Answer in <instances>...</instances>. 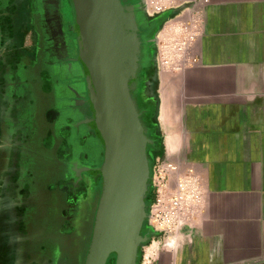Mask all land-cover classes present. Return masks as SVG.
Listing matches in <instances>:
<instances>
[{"label": "crops", "instance_id": "obj_1", "mask_svg": "<svg viewBox=\"0 0 264 264\" xmlns=\"http://www.w3.org/2000/svg\"><path fill=\"white\" fill-rule=\"evenodd\" d=\"M204 21L182 70L154 65L143 78L141 72L137 105L148 107L141 119L145 128L154 127L151 135L158 140L148 136L154 145L149 157L160 159L155 148H161L163 158L193 168L203 186L200 210L170 240L148 246L144 260L264 264V0H210ZM31 73L21 77L25 86L0 100V122H38L56 109L55 87L36 83L40 74ZM59 99L63 107L69 101ZM74 116L67 110L64 130L53 126L60 119L49 118L48 133L39 137L44 148L54 150L57 171L61 162L69 167L76 133L67 119ZM12 139L0 132V147L13 146Z\"/></svg>", "mask_w": 264, "mask_h": 264}, {"label": "water", "instance_id": "obj_2", "mask_svg": "<svg viewBox=\"0 0 264 264\" xmlns=\"http://www.w3.org/2000/svg\"><path fill=\"white\" fill-rule=\"evenodd\" d=\"M75 20L73 49L85 80L82 95H72L64 107L88 104L90 117L71 123L89 127L103 146V162L97 167L69 162L76 187L83 173L101 175L102 189L92 237L84 264H139L144 245L147 195L152 181L149 145L134 93L139 90L147 46L144 38L146 9L143 0H70ZM83 96V98L81 97ZM74 98V99H73Z\"/></svg>", "mask_w": 264, "mask_h": 264}, {"label": "flooded vegetation", "instance_id": "obj_3", "mask_svg": "<svg viewBox=\"0 0 264 264\" xmlns=\"http://www.w3.org/2000/svg\"><path fill=\"white\" fill-rule=\"evenodd\" d=\"M71 4L70 0H0V100L3 103L4 97L15 94L16 88L20 85L25 86L26 81L21 77L32 74L31 72H39L40 74L36 83L47 85L50 82L56 89L52 94L56 109L49 112V115L44 114L42 119L37 122L39 125L38 138L48 133L49 118L60 119V122L54 123L53 126L57 130L65 129L64 120L67 110L63 109L62 100L56 97V92H66L72 95L69 89L73 88L82 95L85 87V81L81 76V70L78 69L73 49L76 35L73 28L74 8L68 10ZM164 17L165 14L153 18L146 17V23L143 26L144 38L149 40L150 37L152 39L156 37L155 32ZM150 45L147 46V64L142 69V78L150 68L154 67ZM50 72L53 73V77ZM134 95L137 102H140L142 95L138 91ZM81 97L83 98V96ZM13 99L14 101L19 100L16 99V96ZM4 102L7 103L6 100ZM6 108L10 110L9 106ZM76 108H79L81 112H77L74 118L69 117L67 119L68 124L91 116L87 103ZM66 127L69 126L66 125ZM44 128L46 131L42 132L41 130ZM70 129L73 131L71 126ZM84 129L87 131L86 135L93 132L87 126ZM0 132L9 133L13 138V146L0 147V170L6 171L3 176L0 173V183L10 180L15 190H18V199L16 202L9 203L8 206L12 210L11 212H14L16 221V227L11 232L9 229L3 233L4 220L0 215V234L3 233L0 235V253L3 251L6 257L10 258L9 264H27L22 256L25 249L21 248L20 239H22L21 235L29 234L28 228L27 230L25 228L24 219L31 209L29 207H31L30 198L33 184L25 176L24 171L33 170L31 163H33L32 152H36L34 138L36 129L30 128V121L28 123L18 120L9 122L4 119L0 122ZM25 132L27 133V140L23 139ZM75 133L76 140L74 143H82L86 135L77 130ZM44 144V140H41V145L38 144L40 149L43 150ZM71 159L84 165L99 166L95 157L83 149L81 145L72 146ZM5 161L6 165H4ZM82 182L83 180L76 189L74 188V196L78 195V189L82 186ZM75 207L74 203L71 204L69 212H75ZM6 215L7 220L11 214ZM7 222L9 221L7 220ZM63 226L65 229L67 225ZM47 264L49 263L47 262Z\"/></svg>", "mask_w": 264, "mask_h": 264}, {"label": "rangeland", "instance_id": "obj_4", "mask_svg": "<svg viewBox=\"0 0 264 264\" xmlns=\"http://www.w3.org/2000/svg\"><path fill=\"white\" fill-rule=\"evenodd\" d=\"M70 8H73L72 4L68 10ZM32 111L34 113V110ZM84 127L81 125L80 129L82 134L86 135L87 132ZM30 128L32 130L36 129L35 136L39 135L37 131L39 125L34 117L30 120ZM41 131L45 132L46 128ZM71 132L74 133L75 131ZM93 133L90 134L91 136L86 135L84 141L80 144L73 141L72 146L81 145L101 165L104 150L97 138L98 142H95L93 137L96 136ZM40 140L38 137L35 138V146L38 153L32 152L34 160L32 159L33 163H31V166L33 170L24 171L25 176L29 178L33 185L30 198L31 207H29L31 209L24 219L26 222L25 228L26 230L28 228L29 234H23L21 235L22 239L19 238L21 248L25 249L22 256L27 264H44V262L45 264L47 262L49 264H84L101 195L102 177L101 175H90L84 172L82 186L78 189V195L74 196V188L76 189L74 173L65 162L59 164L61 168L57 171V160L55 159L54 150L50 148H43V150L41 148L40 150L38 145L41 143ZM69 155L70 151L67 156ZM69 160L72 161L71 158ZM156 161L158 162L159 159H155ZM4 165H6V161ZM0 171L1 176L6 174L5 170ZM27 183L29 184V181ZM17 199L18 190H15L12 181L8 180L5 183H0V215L4 220L3 233L9 229L11 232L16 227L15 214L11 212L12 210L8 206L9 203L16 202ZM73 203L76 205L75 212L72 211L73 213H70V206ZM6 214H11L10 218L7 219L9 222L6 220ZM63 225H67L65 229ZM150 245H152V240L142 248L139 264H145L146 249ZM149 259L151 261L150 264H153L152 257H149ZM110 261L111 264L115 263V260ZM9 263L10 258L8 259L6 254L1 251L0 264Z\"/></svg>", "mask_w": 264, "mask_h": 264}, {"label": "built area", "instance_id": "obj_5", "mask_svg": "<svg viewBox=\"0 0 264 264\" xmlns=\"http://www.w3.org/2000/svg\"><path fill=\"white\" fill-rule=\"evenodd\" d=\"M143 1L148 18L180 12L163 25L152 44L156 45V62L161 70H182L190 60L193 45L204 33V10L210 0ZM150 189L154 199L147 207L146 225L158 235L152 238V244L161 239L166 242L200 210L202 179L193 168L163 158L152 167Z\"/></svg>", "mask_w": 264, "mask_h": 264}, {"label": "trees", "instance_id": "obj_6", "mask_svg": "<svg viewBox=\"0 0 264 264\" xmlns=\"http://www.w3.org/2000/svg\"><path fill=\"white\" fill-rule=\"evenodd\" d=\"M135 2H137V0H135ZM179 13H180L179 11H171V12L165 14L164 19L161 21L160 26L158 27L157 31L155 32V36L158 35V33L160 32L161 28L163 27V25H164L167 21H169L170 19L176 17ZM150 39H152V38L150 37L149 40H150ZM150 46H151V48H152L151 59L154 61V65H155L156 67H158L157 62H156V45L151 44ZM138 108H139V111H140L141 113H144V112H146V110H147L148 107H147L145 104H139V105H138ZM143 124H144V123H143ZM145 125H146V124H145ZM153 128H154L153 126H150V124L147 123V126H146L147 132H146V133H147V135H148L151 139L154 140V142H155V141L158 142V140H157L156 138H154V137L151 135V132H154ZM93 134H94V133H93ZM157 142H156V143H157ZM153 147H154L153 144L149 146V149H150L151 153H152V149H153ZM155 151L158 153V156L161 157L159 160L163 159L162 149L159 148V147H158V148L156 147V148H155ZM149 158H150V157H149ZM150 160H151V166L153 167L154 164H156L157 161L155 162V160L153 159V156H151ZM153 160H154V161H153ZM153 199H154V194H153L152 189H150V191H149V193H148V195H147V198H146V201H147L148 206L152 203ZM144 234L149 235L151 240H152L153 237H157V236H158L156 233L152 232L151 229H150L147 225H145V227H144ZM151 240H150V241H151ZM111 260L114 261V259H111ZM108 264H111V261H110Z\"/></svg>", "mask_w": 264, "mask_h": 264}]
</instances>
